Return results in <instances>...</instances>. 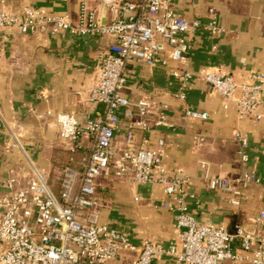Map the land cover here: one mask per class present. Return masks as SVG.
<instances>
[{
	"label": "built area",
	"instance_id": "1",
	"mask_svg": "<svg viewBox=\"0 0 264 264\" xmlns=\"http://www.w3.org/2000/svg\"><path fill=\"white\" fill-rule=\"evenodd\" d=\"M178 1L102 0L108 11L103 25L100 14L90 7L88 0H80L77 20L69 13L61 15L33 7H24L15 14L6 11L4 1L0 0V30L22 36L66 31L112 40L108 45L110 54L102 57L89 97L102 103L104 110L88 119L83 128L75 111L57 115L59 135L70 143L73 154L82 148V133L92 140L78 166L64 169L60 194L52 190L47 177L30 159L23 181L11 174L0 185L4 187L0 191V264H112L121 255L136 251L137 245L128 234L101 219L97 203L100 177H128L135 184L159 185L168 196L163 206L174 211L177 243L163 246L146 237L130 264H153L164 255L174 256L177 264H264V231L250 230L244 225L230 230L226 225L198 218L189 204V199L195 197L188 189L189 178L174 176L166 161V141L161 139L149 146L146 140L140 142L136 133H149L167 124L169 105L155 106L148 97L132 101L125 94L126 70L132 60L151 68H165L170 62L177 64L171 74L179 82L176 97L185 104L183 122L190 118L207 119L210 115L188 103V92L196 80L222 96L225 111L235 108L240 115L262 117L264 70L249 72L251 82L239 84L232 75L220 70L190 69L194 37L198 33L217 37L225 30L214 8H209L206 20L188 19L177 12ZM120 113L133 122L124 146L118 148L114 135ZM236 138L241 143V159L248 162V138L241 131ZM195 140L202 144L205 137L195 136ZM202 177L210 190L221 191L233 205H240L245 190L261 181L254 168H247L234 178L213 176L207 171ZM256 222L264 227V208Z\"/></svg>",
	"mask_w": 264,
	"mask_h": 264
},
{
	"label": "crops",
	"instance_id": "2",
	"mask_svg": "<svg viewBox=\"0 0 264 264\" xmlns=\"http://www.w3.org/2000/svg\"><path fill=\"white\" fill-rule=\"evenodd\" d=\"M6 11L19 14L24 7L46 9L55 14L72 15L77 20L80 0H3ZM137 1V0H122ZM101 20L108 11L102 0H88ZM214 8L225 32L213 37L198 33L191 51L193 71L220 70L239 83H250L248 73L264 70V0H179L177 12L188 19L206 20ZM106 9V10H105ZM108 37H82L70 32L56 35H19L0 30V185L11 174L20 180L29 172V159L42 172L54 192L67 166H78L81 155L91 148V137L81 135L82 148L73 154L70 143L62 139L56 122L58 113L75 111L83 128L88 119L104 110L102 103L89 99L101 68L102 57L110 54ZM168 67L151 68L142 62L128 63L125 94L132 101L148 97L155 106L169 105V122L149 133L136 130L140 142L154 146L161 139L167 143L166 161L173 175L189 178L191 210L200 219L235 230L237 225L264 231L257 224L264 208V109L260 119L240 115L235 108L223 109V98L207 84L196 80L189 90L190 106L210 113L207 119L181 120L184 103L176 97L179 82ZM240 91L237 92V95ZM133 120L119 114L114 143L121 148ZM243 132L249 141V161L243 162ZM12 132L13 135L10 133ZM18 145L16 144V140ZM195 136L205 137L199 144ZM205 164V166H203ZM257 170L261 181L252 183L240 205L231 204L221 191L210 190L202 175L234 178L245 169ZM4 187H0L3 191ZM141 197L136 200V197ZM168 200L163 188L154 184H135L128 177L98 179L97 203L103 222L128 234L137 250L118 257L112 264H130L137 257L144 238L163 246L176 244L178 232L175 214L163 203ZM153 264H177L175 257L164 255Z\"/></svg>",
	"mask_w": 264,
	"mask_h": 264
},
{
	"label": "water",
	"instance_id": "3",
	"mask_svg": "<svg viewBox=\"0 0 264 264\" xmlns=\"http://www.w3.org/2000/svg\"><path fill=\"white\" fill-rule=\"evenodd\" d=\"M105 10H106V9H105ZM105 23H106V13L104 14V17H103V19H102V24L105 25Z\"/></svg>",
	"mask_w": 264,
	"mask_h": 264
},
{
	"label": "trees",
	"instance_id": "4",
	"mask_svg": "<svg viewBox=\"0 0 264 264\" xmlns=\"http://www.w3.org/2000/svg\"><path fill=\"white\" fill-rule=\"evenodd\" d=\"M56 194H57V195H59V194H60V192H56Z\"/></svg>",
	"mask_w": 264,
	"mask_h": 264
},
{
	"label": "rangeland",
	"instance_id": "5",
	"mask_svg": "<svg viewBox=\"0 0 264 264\" xmlns=\"http://www.w3.org/2000/svg\"><path fill=\"white\" fill-rule=\"evenodd\" d=\"M12 134V132H10Z\"/></svg>",
	"mask_w": 264,
	"mask_h": 264
},
{
	"label": "bare ground",
	"instance_id": "6",
	"mask_svg": "<svg viewBox=\"0 0 264 264\" xmlns=\"http://www.w3.org/2000/svg\"><path fill=\"white\" fill-rule=\"evenodd\" d=\"M32 164V163H31Z\"/></svg>",
	"mask_w": 264,
	"mask_h": 264
}]
</instances>
